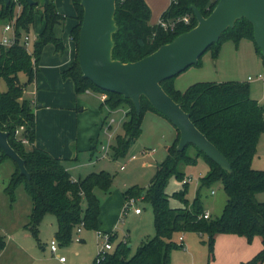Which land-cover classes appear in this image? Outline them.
Instances as JSON below:
<instances>
[{"label": "trees", "instance_id": "1", "mask_svg": "<svg viewBox=\"0 0 264 264\" xmlns=\"http://www.w3.org/2000/svg\"><path fill=\"white\" fill-rule=\"evenodd\" d=\"M30 4L19 0L22 11L17 18V34L35 29L37 18L43 23L38 32V39L33 46V53H28L20 45L8 48L0 47V79L4 78L7 89L0 91V129L8 132L9 143L25 161L30 178L20 172L15 164L7 192L14 197L17 186L24 184L32 202L27 231L38 241L39 227L46 214H53L57 220L55 239L60 247L73 241L76 229L83 224L84 229L99 231L101 213L100 201L95 188L108 190L113 177L106 171L92 172L83 178L73 180L61 158L35 145L36 116L33 104L24 96L26 86L34 81L45 46L52 44L56 52H63L65 44L57 34V29L65 24L67 15L57 8L55 0H46L41 5ZM219 0H172L163 12L161 20L175 25L164 28L160 23L150 24L151 11L145 0H116L115 20L118 30L113 34L115 42L113 58L124 63L138 61L161 46L172 42L177 36L190 31L197 25L193 7H197L207 17L216 7ZM75 9V20L70 36L76 44V57L71 66L61 72L62 78L74 82L77 93L94 90L105 93V105L115 110L127 107L126 120L122 124L123 134L116 137L111 145L114 158L123 156L130 143L142 133V121L147 111L159 114L151 103L141 98V111L137 112L134 103L123 95L105 91L96 86L90 79L83 77L79 63V37L84 18L81 0H71ZM17 3L9 5L0 1V21L10 20L14 16ZM185 15L190 16V24L178 22ZM71 17V16H70ZM242 38L254 40V29L246 19H240L233 28H228L219 42L208 49L218 47L224 40L236 42ZM256 45V43H255ZM207 49V50H208ZM261 55V50L256 45ZM200 62V61H199ZM27 76L22 83L19 74ZM174 77L161 82L164 90L190 114L195 126L212 142L231 164L228 172L210 159L195 145L189 144L183 151L177 149L180 132L168 147V155L159 163L157 171L147 188L133 186L124 193L126 201L142 199L152 205L154 212L155 235L142 243L134 254H130L128 242L120 241L113 252L102 257L99 263L96 256L93 264H169L170 252L177 247L172 238L174 233L193 231L207 234L213 246L221 235L244 237L249 243L259 237L263 248L247 262L241 264L264 263V202H259L256 195L264 192V170L252 168V160L257 151V143L264 132V106L250 97L248 83L229 81L223 83L198 82L185 91L178 90L173 82ZM162 115V114H161ZM22 128V129H21ZM27 141V144L23 142ZM191 150L195 151L192 155ZM1 160L9 158L0 149ZM202 155L209 165L208 173L201 178L202 185L221 181L227 195V202L219 217L205 219V210L197 197L190 201L187 195L188 181L178 169L182 160L194 162V156ZM183 181L184 189L168 194L166 186L171 176ZM174 197L183 203L181 207H172L170 198ZM86 206H83V202ZM129 206V205H128ZM125 207L124 212L128 210ZM117 238L112 235L111 241ZM6 245L5 236L0 232V251Z\"/></svg>", "mask_w": 264, "mask_h": 264}, {"label": "rangeland", "instance_id": "2", "mask_svg": "<svg viewBox=\"0 0 264 264\" xmlns=\"http://www.w3.org/2000/svg\"><path fill=\"white\" fill-rule=\"evenodd\" d=\"M39 1L41 5L46 2V0ZM55 2L58 10L64 15L75 12L71 0H55ZM21 11V5L17 3L12 18H18ZM70 16L67 18L69 23L72 20ZM67 19L65 28L62 26L57 29V34L67 43L66 45L64 42L65 50L56 52L52 44L45 46L38 74V77H41L43 72L45 80L39 84V92L35 89V79L29 82L24 96L30 101L37 100L39 103L45 100L54 105L52 101H55L57 105L68 108L61 112L53 109L49 112L51 115L59 113L60 121L55 127L52 126V121L45 120L47 112L41 110L40 118L45 121L40 127V137L50 142L54 140L53 145L59 147L55 152L61 154L63 164L75 177H84L89 173L100 171L112 175L113 183L108 190L97 187L94 191L101 207L99 228L103 232H116L118 237L112 241L113 245L116 246L121 240L127 241L132 255L142 243L154 237V212L149 202L138 199L128 208L127 213H124L123 204L128 202L124 193L133 186L147 188L150 185L158 164L167 158L168 147L175 141L177 129L163 115L147 111L142 121L140 137L130 143L123 156L114 158L111 145L116 143L118 135L123 134L122 124L126 120L127 107L121 106L112 110L98 98L99 92L91 90V94L87 91L77 93L74 82L62 78L61 71L67 65L59 64H63L70 57L73 62L77 53L76 44L74 56L73 50L68 51L72 26ZM42 26L43 23L38 16L35 30L32 29V32L38 33ZM199 61L174 77L173 82L178 90L185 91L198 82L239 81L248 83L250 97L264 106V79L258 78L260 75L264 78V61L257 52L253 40L248 38H242L238 42L232 39L224 40L217 52L208 49ZM250 76L253 80L248 79ZM19 79L22 83H26V74L20 73ZM6 89V82L2 78L0 91ZM52 92L54 96L50 101L48 97ZM77 106L78 109L84 108V111L78 112ZM112 116L115 122L109 126ZM46 126H52L50 129L53 135L46 132ZM109 135L112 138H109ZM103 146L107 150L103 151ZM153 149L155 152H151ZM190 152L192 155L195 154L194 150ZM193 158L194 162L182 160L178 166L185 175V181H188L186 197L191 202L198 197L202 207L210 211L212 218L219 217L227 202L223 183L217 181L210 185H202L201 178L208 173L209 165L202 155ZM121 166L125 168L121 169ZM252 168L264 170V132L258 139ZM14 170L15 164L12 159L0 158V232L6 240L4 249L0 251V264H59L48 247L51 239L55 238L56 217L53 214H46L43 217L39 227L41 245L31 234L29 236L26 234L32 202L24 184L16 187L14 197L7 192ZM183 189V181L173 175L169 178L165 191L172 195ZM256 198L259 202H264V192L257 194ZM170 205L181 207L183 203L171 197ZM83 206H86L85 201ZM135 208H140L143 211L142 215H136ZM83 229V232L79 233L83 238L82 242L75 241V234L69 245L60 247V253L67 257L69 264H93L103 247L104 239L97 238L95 230ZM180 237H183L184 241H181ZM172 240L178 246L171 250L169 264H241L251 260L262 250L258 237L249 243L243 237L237 239L224 236L216 239L211 247L207 234L183 231L174 233ZM22 247L26 249L25 253L20 252L19 249ZM249 255H251L249 260L238 261L239 258Z\"/></svg>", "mask_w": 264, "mask_h": 264}, {"label": "water", "instance_id": "3", "mask_svg": "<svg viewBox=\"0 0 264 264\" xmlns=\"http://www.w3.org/2000/svg\"><path fill=\"white\" fill-rule=\"evenodd\" d=\"M0 1L6 5L11 3V0ZM26 1L37 3L36 0ZM81 5L84 18L78 55L83 77L105 91L130 99L138 113L141 111V98L145 97L179 130V151L189 144L195 145L222 168L232 172L228 159L195 126L190 114L164 90L161 82L197 64L205 51L219 42L222 34L240 19L252 24L255 43L264 57V0H219L207 17L193 7L197 19L193 29L152 54L128 63L116 60L112 55L115 45L113 34L118 30L116 0H81ZM8 137V132L0 129V149L18 165L22 174L30 178L25 161L10 145Z\"/></svg>", "mask_w": 264, "mask_h": 264}, {"label": "crops", "instance_id": "4", "mask_svg": "<svg viewBox=\"0 0 264 264\" xmlns=\"http://www.w3.org/2000/svg\"><path fill=\"white\" fill-rule=\"evenodd\" d=\"M171 1L172 0H145V2L147 3V5H148V7H149V9H150V11H151V17H150V24L151 25H156L158 22H159V20H160V18H161V16H162V14H163V12L169 7V5H170V3H171ZM75 13L76 12H74L73 14H67V16L69 17V15H71V17L70 18H72L74 15H75ZM69 19H67V22L69 23L70 21H68ZM74 22H75V20L74 19H72L71 20V23H69V24H71V26L74 24ZM65 25V24H64ZM64 25H63V27H64ZM65 28V27H64ZM35 30V29H34ZM64 40V39H63ZM70 42H68V45H69V50L68 51H70V52H72V50H73V56H74V54H75V42H74V40L72 39V37L70 36V40H69ZM65 42V41H64ZM65 44L67 45V43L65 42ZM67 49V48H66ZM55 50V49H54ZM73 58V57H72ZM70 59H71V57H70ZM70 59H67L63 64H59V65H67L66 67H64L63 68V70L64 69H67L68 67H70L71 66V60ZM74 59V58H73ZM40 65V64H39ZM60 66V67H61ZM40 67V66H39ZM38 67V73L36 74V76H35V89H37L36 91L37 92H39V84L40 83H42V81H44L45 79H44V77H43V72H41V77H38V74H39V72H40V68ZM60 69V68H59ZM62 70V71H63ZM61 71V72H62ZM25 91H26V89H25ZM87 93H92V91L91 90H88L87 91ZM102 94L103 93H97V95H98V98L102 101V99H101V97H102ZM53 96H54V92H52L50 95H49V100L50 101H52V99H53ZM32 102V104H33V107H34V110H35V116H36V126L38 127H36V130H37V135H38V137L36 138V140H35V145L36 146H38L39 148H42V149H45V150H47V151H49L53 156H55V157H58V158H61L62 159V157H61V154L60 153H57V152H55L56 151V149H58L59 147L58 146H55V145H53V142H54V140L52 141V142H50L48 139L47 140H43V138H41L40 137V127L42 126V124H43V121H47V122H51L52 121V126L53 127H55V124L56 123H58V121H60L59 119H58V114L59 113H56V115H51V113H49V112H51L52 111V109L53 110H59L60 112L61 111H63V110H66V109H68V108H65L64 106H62V105H57L56 104V102L55 101H52V102H54V105H52L51 104V102H46L45 100H43V102H41V103H39L37 100L36 101H31ZM46 103H48V104H46ZM79 108V106H77L76 107V110H78V112L79 111H84V108H80V109H78ZM41 110H43V112H47V118L45 119V120H41V118H40V112H41ZM128 110V109H127ZM126 113H127V111H126ZM127 116V115H126ZM127 118V117H126ZM125 118V119H126ZM111 119H114V122H115V118L112 116L111 118H110V120ZM54 120V121H53ZM110 122V121H109ZM111 125V124H110ZM52 126H50V127H52ZM50 127L49 126H46V128H45V130H46V132L47 133H51L52 135H53V133H52V130L50 129ZM109 138H110V135H109ZM154 150V151H153ZM153 150H151V152H155V149H153ZM67 168V167H66ZM67 170L70 172V174H71V176H72V179L73 180H78L79 178H83V177H80V176H78V177H75L74 175H73V173L69 170V168H67ZM88 175V174H87ZM85 177V176H84ZM125 202H124V208H123V212H124V209H125V207L127 206V204H126V206H125ZM128 211V210H127ZM127 211L126 212H124V213H127ZM134 212H135V210H134ZM205 212H209L210 213V211L209 210H205ZM142 213H143V211L141 210V212L140 213H136L135 212V214L136 215H142ZM210 216H211V213H210ZM100 219H101V214H100V218H99V221H100ZM100 229V228H99ZM84 230V229H83ZM25 231H26V234L29 236L30 235V233L25 229ZM100 231H102L103 232V230H100ZM83 232V231H82ZM81 232V233H82ZM97 233V232H96ZM106 233H108V232H106ZM117 237H118V235H117V233L116 232H113ZM97 236V235H96ZM224 236H227V237H231L232 236V238H237V239H239V238H242V237H239V236H236V235H221V236H219L218 238H220V237H224ZM76 237H80V241H77V240H75L76 242H82L83 241V238H82V236H80L78 233H76V236H75V238ZM181 238V237H180ZM217 238V239H218ZM244 238V237H243ZM259 238V237H258ZM53 239V238H52ZM51 239V240H52ZM246 239V238H245ZM247 240V239H246ZM259 240H260V238H259ZM121 241H124V240H121ZM181 241H184V238L182 237V240ZM127 242V241H126ZM260 242H261V240H260ZM48 247H49V249H50V245H49V243H48ZM261 247L263 248V245H262V242H261ZM20 250V252H22V253H25L26 252V249L24 248V247H22L21 249H19ZM50 251H51V249H50ZM51 254H52V256L58 261V263L59 264H64V263H61L60 261H59V259H58V255L57 254H54V253H52V251H51ZM59 254L60 255H63V256H65L64 254H62V253H60V251H59ZM250 257H251V255H249V256H247V257H241V258H239L238 259V261L240 260V259H242V260H249L250 259ZM68 260V259H67ZM66 264H69V261L66 263Z\"/></svg>", "mask_w": 264, "mask_h": 264}, {"label": "built area", "instance_id": "5", "mask_svg": "<svg viewBox=\"0 0 264 264\" xmlns=\"http://www.w3.org/2000/svg\"><path fill=\"white\" fill-rule=\"evenodd\" d=\"M14 1L15 3H18L19 0H11V2ZM190 16L189 15H185L182 18L178 19V22H184L185 24H190ZM16 21H17V17L12 18L11 20H6V21H0V47H4V48H8L11 47L13 45H20L21 47H23L28 53L32 54L33 53V46L36 42V40L38 39V35L39 33L37 32H24L21 31L20 35L17 34V28H16ZM161 24L162 27L167 28L169 25L170 26H174L175 23H168L165 21H162L161 19L159 20V22ZM157 23V24H158ZM259 79H264L261 75L258 77ZM249 80H253V78L250 76L248 78ZM103 96L101 97L102 102H105V100L107 99V95L105 93L102 94ZM114 122V119H111L109 122V126L110 124H112ZM22 129V128H21ZM110 138H112V136L110 135ZM24 143H27L26 140H23ZM102 150L105 151L107 150L106 147H102ZM154 151V150H153ZM124 166H121V169H124ZM186 182V181H185ZM214 192V191H213ZM212 192V193H213ZM135 200L131 199L129 202H127V206L128 208L132 207V205H134ZM126 206V207H127ZM136 213H140L141 209L140 208H135L134 209ZM203 217L205 219H209L210 218V213L209 212H205ZM83 228V224H81L77 229H76V233H80L82 231ZM114 233H106V232H102V231H97V238H102L104 239V244L103 247L101 248V250H99L98 254H97V259L96 262L99 263L102 259V257H104L106 254H110L111 252H113L115 246L113 245L112 241H111V237ZM75 240L80 241V237H76ZM180 240H182V237L180 238ZM126 242V241H124ZM50 249L52 251V253L57 254L58 259L61 263L66 264L68 262L67 257L60 255L59 251H60V245L57 241V239H52L50 241Z\"/></svg>", "mask_w": 264, "mask_h": 264}]
</instances>
